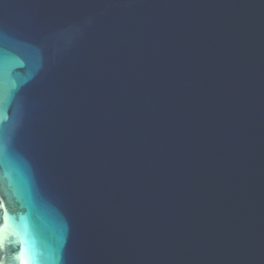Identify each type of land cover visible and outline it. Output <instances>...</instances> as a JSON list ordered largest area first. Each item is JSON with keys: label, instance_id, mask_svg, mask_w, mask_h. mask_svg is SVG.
Wrapping results in <instances>:
<instances>
[{"label": "water", "instance_id": "water-1", "mask_svg": "<svg viewBox=\"0 0 264 264\" xmlns=\"http://www.w3.org/2000/svg\"><path fill=\"white\" fill-rule=\"evenodd\" d=\"M3 264H264V0H0Z\"/></svg>", "mask_w": 264, "mask_h": 264}, {"label": "snow or ice", "instance_id": "snow-or-ice-1", "mask_svg": "<svg viewBox=\"0 0 264 264\" xmlns=\"http://www.w3.org/2000/svg\"><path fill=\"white\" fill-rule=\"evenodd\" d=\"M0 264H3V261L2 260H0Z\"/></svg>", "mask_w": 264, "mask_h": 264}]
</instances>
